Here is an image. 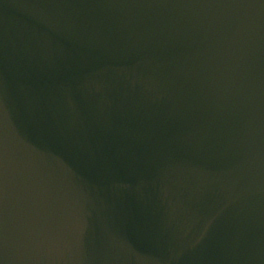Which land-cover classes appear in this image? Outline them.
Here are the masks:
<instances>
[{"label":"water","instance_id":"1","mask_svg":"<svg viewBox=\"0 0 264 264\" xmlns=\"http://www.w3.org/2000/svg\"><path fill=\"white\" fill-rule=\"evenodd\" d=\"M0 264H264V0H0Z\"/></svg>","mask_w":264,"mask_h":264}]
</instances>
